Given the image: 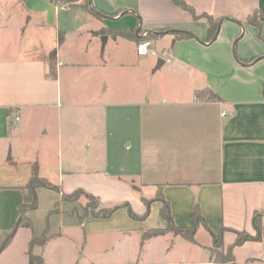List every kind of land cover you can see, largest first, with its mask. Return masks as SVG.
Wrapping results in <instances>:
<instances>
[{"label": "crops", "instance_id": "0c3cea01", "mask_svg": "<svg viewBox=\"0 0 264 264\" xmlns=\"http://www.w3.org/2000/svg\"><path fill=\"white\" fill-rule=\"evenodd\" d=\"M185 1L198 16L224 18L215 40L205 17L195 18L173 0H88L77 7L0 0V247L14 232L0 264H30V241L46 230V243L33 248L46 264H62L68 247L70 264H190L193 246L207 251L206 264H217L208 247L211 232L225 228L226 244L235 241V230L254 233L253 217L264 213V45L249 16L264 0ZM118 28L136 36L163 28L194 33L179 39L166 31L151 40L157 51L151 72L166 68L175 76L167 94L150 90L144 99L143 91L128 97L119 90L112 96L113 69L140 66L124 51L130 47L141 58L137 40L115 36ZM235 42L240 57L231 50ZM112 46L119 48L114 64ZM160 57L165 62L157 68ZM89 75L99 81L79 84ZM64 77L77 97L64 96ZM64 107L76 109L65 115ZM16 109L19 120L13 119ZM116 118L121 123L113 129ZM50 129L58 145L51 161L41 138ZM112 140L119 144L112 147ZM121 140L126 153L118 147ZM36 166L38 176L60 191L38 187L39 206L27 213L33 226L15 231L22 186L31 182ZM79 188L94 194L101 206L129 202L138 216L147 211L144 198L151 199V212L138 219L121 207L110 218L81 222V202L63 198ZM159 194L179 226L193 223L198 204L206 225L197 235L207 233L210 240L191 242L168 232L143 242L144 231L167 225ZM20 228L25 242L17 251ZM183 247L186 255H177ZM234 255L236 264H264V240L237 245Z\"/></svg>", "mask_w": 264, "mask_h": 264}, {"label": "trees", "instance_id": "16d2710c", "mask_svg": "<svg viewBox=\"0 0 264 264\" xmlns=\"http://www.w3.org/2000/svg\"><path fill=\"white\" fill-rule=\"evenodd\" d=\"M53 1H55L57 3H61V1H65V0H53ZM173 2L176 5L180 6L181 8L190 11L194 15L195 18L205 17L210 24V32H211L210 40H215L216 36L219 33L222 20L224 18L216 19L209 14H202L201 16H198L196 14V11L193 8V6H191L185 0H173ZM77 6L78 5H74L73 7H77ZM263 17H264V7L256 10L252 15L249 16V23L254 25V26H257L260 29L261 28V19ZM166 31H171L179 39L195 36L194 33L191 31L183 30V29L179 30V29H173V28H163V29L159 30V32H156V31L148 32L147 38H143L144 36L143 37L141 36V34L143 33L142 31L140 33V36H136L133 32H131L130 30H128L126 28H118L116 30H113V33L115 36L116 35H123V36H127L130 38H135L137 40V42L139 43L143 39H149V40L155 39L158 36L162 35ZM59 40H60V42H62L63 37L60 36ZM210 93H211V95H214L215 97H217V95L213 94V92L211 90H210ZM40 186H46V187L53 188L57 191H60V187L58 185H55V184L47 181L46 179L38 176L37 166H36L34 169V176L31 180V182L26 184L25 186H22V189L24 191V200L19 207L20 217L16 223L15 231L19 227H23V226L32 227L33 226V223L29 219L27 213L30 210L37 209L39 206V197H38V193H37V188ZM82 196L87 198L88 201L86 203L82 200V198H81ZM63 198L68 199V200H77V201L81 202V207L83 209V213L81 214V213L77 212L78 218L81 222L88 217L110 218L121 207H127L129 212H130V215L133 218L143 219L149 215L150 203L152 201L151 199L148 200L147 198H144V201L147 204V211L143 216H138L135 213V211L133 210V208L131 207L129 202L118 203V204H114V205L106 206V207L101 206L98 198L94 194L89 193L82 188L76 189L75 191H73L70 194H64ZM156 199H160L162 201V207L160 209V214H161V217L167 222V225L162 226V227L152 228V229L144 231L143 241H145L151 237H154V236L163 235V234H166L168 232H174L175 234H181L183 237L187 238L191 242H197L196 234H197V230H198L199 226L201 224L206 225L205 219L201 213L199 205L196 204L194 207V212L192 215L193 223L189 226H179V225H176L174 223V220H173V217L171 214L170 203L168 202V200H166L160 194L157 195ZM58 210H59V208L57 207L55 209V211H58ZM263 219H264V213L263 212H256L255 213V215L253 217L254 233H250L246 230H244V231L235 230V232L237 234V238L235 239V241L233 243L228 245V248H227L228 257L218 255L216 257L217 264H227L228 262H232L233 264H236L235 255H234L235 246L240 245L246 241H252V240L262 241V240H264ZM225 231H226V229L222 228L218 233H215V232H211V233L213 234L214 239L218 240V239H223ZM47 233H48V230H46L41 236H39V237L34 236L31 239L30 247H29L30 264H46L44 257L42 255L35 254L33 252V248L36 244L44 245L46 243V241L48 239ZM13 236H14V232L11 233L3 241L2 246L0 247V252L10 243Z\"/></svg>", "mask_w": 264, "mask_h": 264}, {"label": "rangeland", "instance_id": "374dc122", "mask_svg": "<svg viewBox=\"0 0 264 264\" xmlns=\"http://www.w3.org/2000/svg\"><path fill=\"white\" fill-rule=\"evenodd\" d=\"M61 3L72 7L74 5H78V6H82V5H88V0H65V1H61ZM148 34V33H147ZM142 35V34H141ZM143 37V36H142ZM257 37L259 38V40L262 42V44L264 45V36L262 35V33L260 34V29L257 33ZM143 38H147V35H145ZM126 44V43H125ZM236 47L234 49V44L231 46V50L232 51H237V54L239 56V51H238V45L235 42ZM111 48V47H110ZM114 47L112 46V51L110 52V57H111V62L114 64L115 59H117L119 57V48L118 49H113ZM122 48H125L122 47ZM151 49H153V45L151 46ZM125 53H127L126 57L127 59H133L136 60L138 62V64L140 63V66H132V67H127L125 70L123 71H118V70H114L110 73V83H111V91L114 92L112 93V96H116L120 91H125L127 93L128 97H132V95L135 93V96L137 95V91L139 93V91H143L144 92V99L148 96V92L147 91H155L156 93L158 92V90H160V92H163V94H167V91L169 90V87L172 85V83L174 82V77L173 74L166 70V68H163L161 70H159L156 73H152L151 70L153 68V61L155 58H157V55H152L151 53L147 54V55H139L140 60H137V58H135L134 53L132 52V48H127L125 51ZM240 57V56H239ZM136 61H134L136 63ZM137 64V63H136ZM66 78V77H64ZM99 79L95 78L93 75L89 77H86L85 79H83V81L79 82V84H91V82H98ZM77 82H74V84H76ZM137 83V85H136ZM120 84V85H119ZM69 85L70 83H68V80L66 78V80L64 79V96L66 97V99H68L70 96L73 98V96L77 95L75 94L74 91L69 89ZM66 93V95H65ZM125 97V95H124ZM76 108H63V113L68 114L72 111H74ZM117 110V108H116ZM82 112V110H81ZM114 112V111H113ZM40 120L38 121V123L36 122V125H39ZM67 123H70L69 121ZM121 121L118 120L116 118V120L111 122V127L113 129H118L119 125H120ZM35 125V126H36ZM127 133H132V122H128L127 124ZM46 131V129H44ZM68 130V127H66V131ZM128 137L130 136V134H127ZM41 138L45 139L46 142L45 146L48 148V159L50 160L51 158H53V155H57V150H58V145L57 142L55 140V135L53 133V130L50 129V131L48 133H43ZM70 141V139H69ZM123 140H121L120 142V146L119 149L121 150V152L126 153V149L123 146L124 144H122ZM118 142H111L112 147H115L116 145H118ZM122 144V145H121ZM134 144H135V140H134ZM82 147V144H81ZM64 153H65V158H68L71 156V152L68 150V148L65 146L64 147ZM129 155L132 154V152H129ZM57 157V156H56ZM51 161V160H50ZM65 169H68L70 167V161H66L65 160ZM1 169V168H0ZM51 169H49L48 171H50ZM47 170H45V172L48 173ZM49 172V175H51ZM49 181H51L49 178H47ZM55 183V182H53ZM56 184V183H55ZM1 185H4L3 183H1ZM82 200L86 203L88 200L86 197L82 196L81 197ZM128 210V208H127ZM130 215L129 210L127 211ZM151 212V209H150ZM145 219V218H143ZM263 223H264V219H263ZM26 231L22 228L19 229V235H18V239H17V243L15 245V249L17 251L20 250V248L22 247V245L25 242V233ZM198 233V230H197ZM236 234V233H235ZM179 236H182L181 234H177ZM183 237V236H182ZM185 238V237H184ZM235 238H237V234L235 235ZM187 239V238H185ZM196 239L198 242V239L200 242H208L210 240V235H208L207 233H199L198 235L196 234ZM229 238H224L223 239H214L211 241V244L208 246L210 249V253L211 256L214 258V260H217L216 257L218 255H222L224 257H228V253H227V248L229 244H226ZM188 240V239H187ZM190 241V240H189ZM145 242V241H143ZM196 248V249H194ZM161 249V246L157 247V253L159 250ZM193 251L192 253V262L190 264H206V262L209 261V257L207 256L208 253L206 250L204 249H199L198 247H194L193 246ZM187 251L186 248H182V250L176 252V254L180 255V256H184L186 255ZM71 249L68 247L66 249H64L63 254L61 256L62 259V264H70L69 261L71 260ZM175 256V254H173ZM126 259L127 255H124ZM162 255H156L155 257H160ZM81 261H82V257H81ZM60 263V262H59ZM178 264H183V263H178Z\"/></svg>", "mask_w": 264, "mask_h": 264}, {"label": "built area", "instance_id": "2783aa9c", "mask_svg": "<svg viewBox=\"0 0 264 264\" xmlns=\"http://www.w3.org/2000/svg\"><path fill=\"white\" fill-rule=\"evenodd\" d=\"M148 32H143L142 36L147 35ZM151 40L149 39H143L142 41L139 42L138 44V53L140 55H147L149 53L153 54V55H157V51L154 49H151ZM60 64H62V62H60ZM21 116V110L20 109H16L13 112V119L14 120H19Z\"/></svg>", "mask_w": 264, "mask_h": 264}, {"label": "water", "instance_id": "95a60500", "mask_svg": "<svg viewBox=\"0 0 264 264\" xmlns=\"http://www.w3.org/2000/svg\"><path fill=\"white\" fill-rule=\"evenodd\" d=\"M140 32V29L138 30V33ZM107 36H104V39L106 38ZM164 62H165V59L163 58V57H160L159 59H158V62H157V68H159V67H161L163 64H164Z\"/></svg>", "mask_w": 264, "mask_h": 264}]
</instances>
